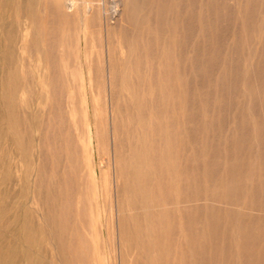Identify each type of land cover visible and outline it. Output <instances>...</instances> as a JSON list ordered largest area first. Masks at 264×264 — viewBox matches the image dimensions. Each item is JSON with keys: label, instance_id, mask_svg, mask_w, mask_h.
I'll return each mask as SVG.
<instances>
[{"label": "rangeland", "instance_id": "obj_1", "mask_svg": "<svg viewBox=\"0 0 264 264\" xmlns=\"http://www.w3.org/2000/svg\"><path fill=\"white\" fill-rule=\"evenodd\" d=\"M84 1L58 16L43 0L38 29L26 48L18 44L16 73L0 27V237L36 224L39 236L19 240L48 264H264V0H92L91 13ZM112 3L122 18L107 28ZM51 51L68 67L58 79L63 99L85 98L95 128L112 93L118 129L115 151L105 135L80 173L63 101L61 201L50 193L54 88L32 73ZM134 151L151 162L141 170L147 179L131 180Z\"/></svg>", "mask_w": 264, "mask_h": 264}, {"label": "bare ground", "instance_id": "obj_2", "mask_svg": "<svg viewBox=\"0 0 264 264\" xmlns=\"http://www.w3.org/2000/svg\"><path fill=\"white\" fill-rule=\"evenodd\" d=\"M51 3V8L53 9V12L56 15H65L67 13L73 14V13H78L79 11V7H78V2L77 0H49ZM97 1H102V0H97ZM106 1V0H104ZM109 2V0H107ZM115 2L117 1H121V0H114ZM43 3V0H0V27H5L6 28V37H8L9 39V43L6 47V54L9 57L6 62V64L8 66L11 67V71L13 73H16L17 71V67L15 65V63L13 62V60H17V56H16V51L18 49V44H23V48L27 46V35L30 31V29H33L34 27H36V25H40L39 22H41V16H40V10H41V5ZM45 3V2H44ZM94 1L92 0H88V1H84V6H85V12L86 13H91L92 11V7ZM102 3V2H100ZM107 3V2H106ZM83 4V3H82ZM97 4V3H96ZM103 4V3H102ZM111 4V3H110ZM116 5V4H115ZM115 5L112 6L115 7ZM100 6V5H99ZM105 6V4H104ZM111 6V7H112ZM245 6V5H244ZM122 7V6H121ZM12 8V9H11ZM99 8V7H97ZM110 8V7H109ZM243 8V7H242ZM9 9L12 10L13 14L8 13ZM44 9V8H43ZM127 9V8H126ZM170 9V8H169ZM168 9V10H169ZM46 10V9H45ZM44 10V11H45ZM99 10V9H98ZM103 10V9H102ZM43 11V10H42ZM105 11V10H103ZM96 12V11H95ZM97 13H99L97 11ZM110 13V12H108ZM100 14V13H99ZM105 14V13H103ZM102 14V16H104ZM45 15V13H44ZM100 16V20H101V14ZM121 16V11L118 8V6L116 5V7L113 9V11H111L110 16H106L105 18V23H106V27H109V20L111 19H115ZM126 16V15H125ZM78 17V16H77ZM175 17V16H174ZM13 18V19H12ZM45 18V17H44ZM122 18V17H120ZM12 19V20H11ZM78 19V18H77ZM76 19V20H77ZM129 19V18H128ZM10 20V21H9ZM97 21V20H96ZM123 21V20H122ZM77 22V21H76ZM187 22V21H186ZM263 23V22H262ZM261 23V24H262ZM101 24V23H100ZM115 24V23H114ZM111 25V24H110ZM169 26V25H168ZM172 26V25H171ZM179 26V25H178ZM129 27V25H128ZM170 27V26H169ZM173 27V26H172ZM38 29V27H36V30ZM74 28H72L73 30ZM71 30V31H72ZM198 30V29H197ZM196 30V31H197ZM195 31V32H196ZM73 32V31H72ZM84 32V30L82 31ZM100 32V31H99ZM137 32V30H136ZM44 34V33H43ZM73 34V33H72ZM196 34V33H195ZM4 35V34H3ZM180 35V34H179ZM5 36V35H4ZM202 37V36H201ZM206 38V37H205ZM140 40V37H139ZM190 40V38H189ZM206 40V39H205ZM107 41V40H106ZM178 41V40H177ZM34 42V40L32 41ZM31 42V43H32ZM61 44V43H60ZM181 44V43H180ZM184 44V43H182ZM189 44V42H188ZM225 44V43H224ZM59 45V44H58ZM192 46V45H191ZM22 47V45H21ZM36 47V46H35ZM156 47V46H155ZM179 47V46H178ZM185 47V46H183ZM54 48V47H53ZM53 50V49H52ZM34 51V50H33ZM185 51V50H184ZM187 51V50H186ZM190 51V50H189ZM208 51V50H207ZM224 51V50H223ZM188 52V51H187ZM191 52V51H190ZM39 54H43V49L40 48L38 50ZM186 53V52H185ZM166 54V53H165ZM187 54V53H186ZM221 54V53H220ZM191 55V54H190ZM56 53H54V51L51 52H47V59L49 61V63L45 62V66L44 64L41 65L40 61L41 59H39V63L36 64L35 66V70L32 72H37L38 76H40V82L44 85H50L52 86L54 89L52 90V94H53V103L54 106L52 108V122L54 124V129H53V133L51 136L52 142L54 143V152H53V163L54 165L52 166V170H51V176H52V181H51V185H50V193H51V201H61V197H62V192L60 190L61 188V181H62V173H61V169H62V154L60 151L61 148V144H60V140H61V136H60V124L62 122V105H63V101H64V105L65 108L70 109V118H71V122L74 128L73 134L75 135V139L73 141V149H74V154H73V166L76 170H78L80 173L83 171L85 172L86 166L85 165V161L84 158L85 157H92L94 160L96 159L97 156L100 155V151H101V145L104 142V137L106 135V138L109 140V145H110V141H112L113 143V149L115 151L116 149V139L118 136V129L117 126L114 123V100H113V96L112 93H110V95H106V100H105V110H104V117L103 119L105 120L103 124H101L100 121H98L97 119V123L99 124L98 127H95L92 125L89 115H90V105L88 103V101L85 98H81L78 100L76 93L73 92L70 95L65 96V100L64 98V94L62 95L61 90H60V86L58 83V79L59 77H61L62 72H67V64L62 65L63 69H60L58 65H56L57 63V58L55 57ZM188 56V55H187ZM108 57V56H107ZM190 57V56H188ZM209 57V56H208ZM191 58V57H190ZM212 58V57H211ZM43 59V58H42ZM199 59V58H197ZM108 63V62H107ZM194 63V62H193ZM193 65V64H192ZM201 65V64H200ZM90 66V65H89ZM194 66V65H193ZM108 67V65H107ZM110 67V66H109ZM196 67V66H194ZM205 67V66H203ZM162 68V67H161ZM201 68V66H200ZM44 69L48 70L50 76L49 80H44L43 79V73H44ZM107 70V69H106ZM178 70V69H177ZM195 70V69H194ZM206 70V68H205ZM25 71V70H24ZM93 71V70H92ZM73 72V71H72ZM208 72V71H207ZM31 73V71H30ZM109 73V71H108ZM197 73V70H196ZM253 73V72H252ZM210 74V73H209ZM227 74V73H226ZM251 74V73H250ZM30 75V74H29ZM35 75V74H34ZM173 75V74H172ZM212 75V74H211ZM228 75V74H227ZM252 75V74H251ZM203 76V75H202ZM213 76V75H212ZM211 76V77H212ZM263 76V75H262ZM82 77V76H81ZM190 77V76H189ZM228 77V76H227ZM183 78V77H182ZM192 78V77H191ZM225 78V77H224ZM261 78V77H260ZM42 79V80H41ZM180 79V78H179ZM91 80V79H90ZM205 80H208L207 78H205ZM229 80V79H228ZM47 81V82H46ZM231 81V80H230ZM62 82V81H61ZM99 82V81H98ZM193 82V81H191ZM226 82V81H225ZM235 82V81H234ZM247 82V81H246ZM262 82V81H261ZM35 83V82H34ZM200 83V82H199ZM245 83V82H244ZM28 84V83H27ZM62 84V83H61ZM83 84V82L79 83V86H81ZM18 85V82L16 83V86ZM71 85V84H70ZM229 85V84H228ZM246 85V84H245ZM38 86V85H37ZM74 86H78L76 83H74ZM83 86V85H82ZM209 86V85H208ZM109 87V86H108ZM233 87V86H232ZM7 88V87H6ZM23 88V87H22ZM67 88V87H66ZM69 88V87H68ZM92 88V87H91ZM235 88V87H234ZM25 89V88H24ZM109 89V88H108ZM233 89V88H232ZM231 89V90H232ZM110 90V89H109ZM221 90V89H220ZM235 90V89H234ZM258 90V88H257ZM89 91V90H88ZM102 91V90H100ZM260 92V91H258ZM61 93V94H60ZM51 94V93H50ZM88 94V93H87ZM210 94V93H209ZM212 94V93H211ZM201 95V94H200ZM228 95V94H227ZM12 96V101L15 102V96ZM118 96V95H117ZM177 96V94H176ZM202 96V95H201ZM207 96V95H206ZM180 97V96H179ZM182 97V96H181ZM46 98V97H45ZM211 98V97H210ZM37 99V98H36ZM40 99H44L43 97V93L40 96ZM205 99V98H204ZM219 100V98H218ZM95 101V99H94ZM208 101V100H207ZM211 101V99H210ZM261 101V100H260ZM190 101H188L189 103ZM212 102V101H211ZM40 103H43V101L40 100ZM96 103V102H95ZM175 103V102H174ZM173 103V105H174ZM238 103V102H237ZM192 104V103H190ZM27 105V104H26ZM98 105V104H97ZM176 105V103H175ZM264 105V104H263ZM124 107V105H123ZM143 107V106H142ZM177 107V105H176ZM263 108V107H262ZM33 109V108H32ZM151 110V109H150ZM239 110V109H238ZM259 109H256V111H258ZM126 111V110H125ZM138 111V110H137ZM152 111V110H151ZM154 112V111H153ZM260 111H258L257 113H259ZM263 112V111H262ZM40 113V112H39ZM127 113V112H126ZM132 113V112H131ZM264 113V112H263ZM95 114H96V118H101V113L100 110L95 109ZM237 115V114H236ZM125 116V115H124ZM151 116V115H149ZM187 116V114H186ZM204 117V116H203ZM126 118V117H124ZM181 118V117H180ZM27 119V118H26ZM190 119V118H189ZM82 120L84 121L85 125L82 124L81 127V123ZM100 120V119H99ZM125 120V119H124ZM187 120V119H186ZM196 120V119H195ZM205 120V119H204ZM166 122V121H165ZM173 122V121H172ZM179 123V122H178ZM177 123V124H178ZM163 124V122H162ZM197 125V124H196ZM203 126V125H202ZM172 127V126H171ZM130 128V126H129ZM223 128V127H222ZM153 129V128H152ZM215 129V128H213ZM219 129V128H217ZM216 130V129H215ZM222 130V129H221ZM229 130V129H228ZM231 131V130H230ZM132 132V131H131ZM159 132V131H158ZM180 132V131H179ZM182 132V131H181ZM235 132V131H234ZM134 133V132H133ZM218 135L217 132H214ZM232 133V131H231ZM14 134V133H13ZM121 134V133H119ZM134 135V134H133ZM187 135V134H186ZM135 136V135H134ZM15 137V136H14ZM13 137V138H14ZM163 137V136H162ZM10 139V138H9ZM133 138V142H134ZM15 140V139H14ZM136 140V139H135ZM12 141V140H11ZM166 141V140H165ZM224 141V140H223ZM246 142V141H245ZM136 143V142H135ZM170 143V142H169ZM137 144V143H136ZM158 144V143H157ZM215 145V144H214ZM227 145V144H225ZM188 146V145H187ZM135 147H139V145H135ZM158 147V146H157ZM190 147V146H189ZM239 147V146H238ZM246 147V146H245ZM112 148V147H111ZM174 149V148H171ZM206 149V148H205ZM228 149V148H227ZM251 149V148H250ZM135 151L137 149H134ZM177 150V149H176ZM209 150V149H208ZM237 150V149H236ZM252 150V149H251ZM135 151L133 152V155L130 157V160H132L131 163H134L136 161H138V165L136 168V174L131 173V180L135 178L139 179H147V177L149 176L148 171L143 172L141 171L143 169L144 165H148L151 163L146 156L142 157L138 154L135 155ZM161 151V150H160ZM230 151V150H229ZM232 152V150H231ZM250 152V151H249ZM256 152V151H253ZM115 153V152H114ZM42 154V153H41ZM254 155V153H253ZM42 156V155H41ZM177 156V155H176ZM45 157V156H44ZM150 157V156H149ZM153 157V156H152ZM262 157V156H261ZM108 158V157H106ZM128 158V157H127ZM255 158V157H254ZM253 158V159H254ZM129 159V158H128ZM151 159V158H150ZM155 159V158H154ZM31 160V159H30ZM45 160V159H44ZM129 160V161H130ZM248 160V159H247ZM48 161V160H47ZM36 162V161H35ZM101 162V161H100ZM49 163V162H47ZM154 163V162H153ZM170 163V162H169ZM182 163V162H181ZM180 163V164H181ZM177 165V163H175ZM49 165V164H48ZM102 165V164H101ZM172 165V164H171ZM174 165V164H173ZM182 165V164H181ZM98 166V164H97ZM169 166V165H168ZM99 168V167H98ZM45 168L41 169L40 172H45L44 170ZM105 169V168H104ZM190 169V168H189ZM191 170V169H190ZM104 171V170H103ZM82 172V173H83ZM132 172V171H131ZM175 172V171H174ZM189 172V171H188ZM107 173V172H106ZM161 173V172H160ZM191 173V172H189ZM90 176H91V182H92V186L94 187L95 192L99 193V191L101 190V186H100V182H99V174L97 172V170H92L90 171ZM115 174V172H114ZM159 174V173H158ZM86 175V174H85ZM166 175V174H165ZM159 177V176H158ZM11 176L9 173H5L4 175V180H8L10 179ZM120 178V177H119ZM119 178L116 182L119 181ZM106 180L109 179V177H105ZM165 180V179H164ZM68 184L70 185L71 181L68 180L67 181ZM231 182V181H230ZM119 183V182H118ZM117 185V188L119 186V184ZM108 183H106L107 185ZM245 185V184H244ZM86 190H88L89 188V180H87L86 178ZM259 186V185H257ZM115 187V186H114ZM260 187V186H259ZM168 188V187H167ZM263 188V187H261ZM106 192L108 193L107 186H106ZM115 191V190H114ZM172 191V190H171ZM260 191V190H259ZM186 192V191H184ZM189 193V191H187ZM232 192V191H231ZM187 193V194H188ZM204 195V194H203ZM116 198L119 197V191L116 192L115 194ZM187 195H185L186 197ZM188 197V196H187ZM206 198V197H205ZM200 199V198H199ZM116 201V200H115ZM206 201V200H205ZM172 202V201H171ZM210 203V202H209ZM117 205V204H116ZM177 205V204H176ZM171 206V205H170ZM253 207V206H252ZM183 208V207H182ZM7 209H3V211H6ZM186 210V209H185ZM211 210V209H210ZM214 210V209H213ZM255 211H257V209H254ZM118 211V210H117ZM171 211V210H170ZM193 212V211H192ZM199 212V211H198ZM254 212V211H253ZM258 212V211H257ZM34 213V212H33ZM141 213V212H140ZM202 213V212H201ZM256 213V212H255ZM189 216V215H188ZM187 218V217H186ZM214 218V217H213ZM212 219V218H211ZM252 219V218H251ZM213 220V219H212ZM34 221V220H33ZM105 221V220H103ZM191 221V219H190ZM15 219L11 220V225H13V223H15ZM36 222V221H35ZM262 222V221H261ZM214 225V224H213ZM215 227V226H214ZM217 227V226H216ZM252 227V226H251ZM198 228V227H197ZM99 232V231H98ZM102 232V231H101ZM119 232V230H118ZM39 228L37 227L36 224H30L28 222L23 223V225L21 226L20 229H18L15 233H13L11 236H4V237H0V264H48L44 259H42L40 256L35 255L34 253H32L30 250L24 249L23 248V243L21 242L22 240H27V239H32L35 238L37 236H39ZM117 234V233H116ZM125 234V233H124ZM131 234V233H130ZM129 234V235H130ZM127 235V234H126ZM117 237V235H116ZM123 237V236H122ZM128 237V236H127ZM134 237V236H133ZM21 239V241L19 240ZM133 239V238H131ZM260 239V238H259ZM118 240V239H117ZM190 240V239H189ZM85 240H83L82 242H84ZM120 241V240H119ZM191 241V240H190ZM261 241V240H260ZM134 243V242H133ZM237 243V242H236ZM257 243V242H256ZM255 243V245H256ZM120 244V243H119ZM135 245V244H134ZM120 246V245H119ZM141 248V247H140ZM206 248V247H205ZM245 248V247H244ZM143 249V248H142ZM161 249V248H160ZM207 249V248H206ZM205 249V250H206ZM226 249V248H225ZM120 250V249H119ZM90 251V250H89ZM225 252V251H224ZM120 253V252H119ZM225 254V253H224ZM142 256V255H141ZM52 257V256H51ZM146 258V257H145ZM152 258V257H151ZM163 258V257H162ZM214 258V257H213ZM119 259H120V255H119ZM149 259V258H147ZM228 259V258H227ZM121 260V259H120ZM119 260V261H120ZM191 262V261H190Z\"/></svg>", "mask_w": 264, "mask_h": 264}]
</instances>
